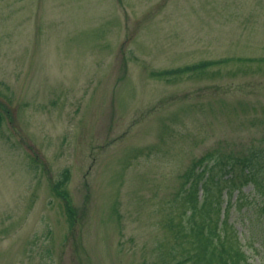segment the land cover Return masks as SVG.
<instances>
[{
    "label": "rangeland",
    "instance_id": "rangeland-1",
    "mask_svg": "<svg viewBox=\"0 0 264 264\" xmlns=\"http://www.w3.org/2000/svg\"><path fill=\"white\" fill-rule=\"evenodd\" d=\"M231 56L264 0H0V264H153L192 159L264 137V60L152 73Z\"/></svg>",
    "mask_w": 264,
    "mask_h": 264
},
{
    "label": "trees",
    "instance_id": "trees-1",
    "mask_svg": "<svg viewBox=\"0 0 264 264\" xmlns=\"http://www.w3.org/2000/svg\"><path fill=\"white\" fill-rule=\"evenodd\" d=\"M232 59L264 60L238 56L201 59L152 74L196 73ZM2 120L0 111V124ZM180 177V186L167 201L168 211L161 224L167 241L157 244L158 259L153 264H259L248 255L240 232L248 233L245 242L249 246L258 252L264 249V137L240 152L208 150L193 158ZM68 178L69 170L64 169L52 188L65 200L68 221L73 224L75 212L63 188ZM248 183L252 194L242 189ZM232 210L245 225L244 231H239L231 219Z\"/></svg>",
    "mask_w": 264,
    "mask_h": 264
}]
</instances>
